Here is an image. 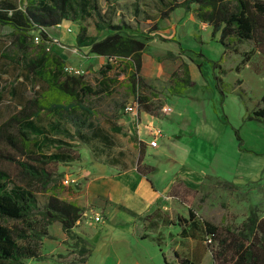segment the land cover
<instances>
[{
    "label": "trees",
    "instance_id": "1",
    "mask_svg": "<svg viewBox=\"0 0 264 264\" xmlns=\"http://www.w3.org/2000/svg\"><path fill=\"white\" fill-rule=\"evenodd\" d=\"M119 1L107 0L112 7ZM159 2L161 12L150 29V33L154 34L146 35L132 32L140 30L138 20L135 25L125 20L114 23L107 14L109 9L103 13L99 0H0V25L14 30L13 44L17 54L12 60L48 86V90L29 98L0 125V145L18 149L29 157L28 160H21L12 155L3 156L21 167L24 179L20 184L8 171L0 169V264H25L24 261L29 258L43 259L41 242L43 237L49 236V227L55 222H60L66 235L76 240L79 263L87 262L93 251L91 243L74 231L83 209L76 202L59 196V190L64 186L59 182L60 176L49 171L47 166L53 162L76 159L72 154L73 145L68 139L90 144L94 138L103 136V141L109 142V136L100 132L91 121L94 113L86 100L103 93L111 94L110 84L117 83V79L106 77L101 86L95 87L87 83L83 75L68 74L65 60L46 49L45 42L52 40L47 28L63 20L78 23L77 46L89 47L91 53L119 62L122 72L127 75L128 93L139 103L140 111L149 113H154V104L152 94H149L150 85L140 75L142 56L148 46L147 41L157 35L155 32L160 29L161 22L177 8L194 12L200 22L212 27L211 37L226 48L247 40L256 44L263 40L259 37V31L264 33V0ZM93 18L98 33L106 31L103 38L89 34L88 21ZM34 32L41 33V43H34ZM159 37L163 41L170 40ZM248 60L249 55L244 62ZM174 75L177 79L171 91L181 94L192 83L190 73L185 69L183 74L179 71ZM215 78L219 85L221 78L217 75ZM220 92L225 96L224 91ZM262 102L248 114V119L264 121V95ZM44 113L58 117L47 128L39 123ZM115 129L121 130L118 126ZM235 133L242 144L239 129H235ZM47 148L54 151L46 153ZM138 170L143 174L149 172L139 164ZM35 183L40 184V189L45 193H49L42 207L32 188ZM224 186L227 189L239 188L231 183H224ZM178 195L181 200H188L180 193ZM189 219L194 220L195 229L202 228L203 240L212 253L213 264H264V216L260 215L259 207H253L237 226L214 224L196 215L192 208L189 218L180 216L179 222L182 224ZM37 222L43 225L42 229L36 227ZM177 258L178 264H200V259L189 256L177 254Z\"/></svg>",
    "mask_w": 264,
    "mask_h": 264
},
{
    "label": "rangeland",
    "instance_id": "2",
    "mask_svg": "<svg viewBox=\"0 0 264 264\" xmlns=\"http://www.w3.org/2000/svg\"><path fill=\"white\" fill-rule=\"evenodd\" d=\"M99 3L103 13L109 9L107 14L110 15L113 22L121 17V20L135 25L138 20L141 32L146 35L150 33L151 27H153L161 12L159 0H120L119 4H114V7L109 5L107 0H99ZM196 21L194 12H189L182 7L178 8L171 14L170 19L160 24L164 26V35L172 36L174 34L176 38L167 42L160 41V38L147 41L148 46L142 56L143 66L140 75L151 74L157 76L155 81L150 80L152 87L156 82L160 89L159 91L155 89L158 96H154L155 91L153 88V91H150L154 104V114L165 118L166 113L171 110V107L167 105L169 97L163 95V91L167 90L171 83H174L177 79L175 75L171 77L163 76L161 71L171 73L183 60L188 63L193 61L197 66L200 65L202 74L208 79V82L206 84L193 83L185 91H229L224 105L225 114L231 123L239 129L243 141L246 143L247 139L248 145H253L262 151L264 149V121H251L246 119V116L263 104L264 33L259 31V37L263 39L259 44L247 40L242 43H234L231 48H226L217 39L211 37V26L206 24L203 28V25H201L197 30ZM95 22L94 18L88 21L89 32L92 34H97ZM13 33L14 30L11 27L0 25V125L18 111L29 98L43 92L47 87L42 81L30 75L12 60V57L17 54V49L13 44ZM177 41L182 42L185 51H187L182 53L183 57L181 58L175 55V53H178ZM70 43L71 45L67 44L69 47L65 51L71 55L73 62L69 63L68 66L81 70V75L84 76L87 83L99 87L106 77L116 78L117 83L110 84L113 87L111 94L103 93L98 96H91L86 100L94 113L91 121L95 123L100 132L103 131L105 135L109 136V142L103 141V136L94 138V141L90 144L68 139L67 141L73 145L72 154L76 159L67 162H53L47 166L49 171L60 176L59 182L64 188L59 190V196L66 200L73 196V193L69 191L75 186L74 184H66L64 182L66 178L76 180L78 183H76V187H79V183H83L87 177L104 172L110 169L111 166L113 173L134 167L137 164L146 166L147 164L144 165L141 160L145 159L146 154L144 155L143 150L147 153L148 141L150 140L149 137L146 138L147 140H141L144 145L139 142V139H141L139 131L132 128L131 117L124 113V108L133 100L134 96L127 91L126 80L122 75V65L115 60L110 61L106 58L101 59L90 56V52L85 49L80 52L86 56L85 62L78 61L76 57L80 56L79 49H76L74 42ZM247 55H249V60L244 62ZM103 70L108 73L104 75ZM180 73L183 74L184 71L181 69ZM216 75L221 78L219 85L215 78ZM155 87L157 88V86ZM57 119L58 117H51L44 113L39 123L47 128L52 121ZM115 124L121 126L122 131H115L112 128ZM68 127L71 128V125H68ZM155 131L159 132V135L154 137L159 139L160 135H163V130L157 128ZM155 131L153 130L150 134L153 135ZM228 133L231 137L234 135L230 128H228ZM233 138L235 140L234 136ZM53 151L52 148L45 150L46 153ZM194 153L200 156L203 155L199 149L195 150ZM4 155H12L21 160H28L29 157L23 155L18 149L5 144L0 145V169L8 171L15 181L20 184L23 183L24 178L21 167L16 162L3 157ZM205 156H209L208 152L205 153ZM151 159L155 160L152 157ZM160 163L164 164V161H156V164ZM148 167L150 170L152 169L151 165ZM40 187L38 183L32 186L33 190L36 191L38 203L42 207L47 202L49 193H45ZM199 189L200 192L197 190L195 193L194 212L214 224L237 226L255 206L259 207L260 215L264 216V177L259 181L239 186L237 189H227L224 183L209 177ZM87 220L88 217L81 219L80 223L74 228L77 234L81 235L80 233L84 232L82 227ZM10 224L12 225L13 221ZM35 225L38 229H42L43 225L40 222ZM59 230L64 233L61 223L57 222L51 226L54 239L43 237L40 247L43 259L29 258L24 263H106L105 233L102 240L94 244L95 250L88 263H79L76 240L67 236L66 240L62 239V233ZM156 257V262L161 261V264H163L162 257ZM169 257L171 260L173 259L172 253L169 254ZM2 264L9 263L4 262Z\"/></svg>",
    "mask_w": 264,
    "mask_h": 264
},
{
    "label": "crops",
    "instance_id": "3",
    "mask_svg": "<svg viewBox=\"0 0 264 264\" xmlns=\"http://www.w3.org/2000/svg\"><path fill=\"white\" fill-rule=\"evenodd\" d=\"M171 14L163 21L170 19ZM191 16L193 17L192 14ZM196 20L197 30L201 25L204 28L206 23L200 22L197 18ZM120 21L121 17L114 23ZM46 31L53 40L50 51L65 60L66 65L73 62L71 55L65 51L71 45L70 42H74L76 49H79L80 56L76 57L77 60L85 62L86 56L80 52L84 49L90 52V48L77 46L78 23L63 20L56 26L47 28ZM164 31V26L160 25V29L155 32L157 35L150 40L159 39V36L170 40L176 38L174 34L164 35ZM132 32L140 34L141 30ZM89 34L103 38L106 31L101 34L98 31L97 34L90 32ZM176 44L178 53L175 55L181 58L182 53L187 51L183 50L182 42L177 41ZM90 54L101 59L105 58L95 53L90 52ZM181 69L184 72L188 69L191 85L208 82L202 74V69L193 61L188 63L183 60L171 73L162 70L161 75L171 77ZM122 75L125 77L128 91L127 75L124 73ZM142 76L149 85L150 80L155 81L157 78L151 74ZM174 83L163 91V95L169 97L167 105L171 107L165 118L141 110L140 123L136 124L132 116L124 111L131 117L132 128H136L141 135L139 142L148 137L150 139L147 153L143 150L146 156L142 160L144 165L147 164L144 167L149 172L141 173L137 164L113 173L111 166L104 172L87 177L83 183H79V187L74 184V190L69 191L73 196L67 201L76 202L83 209L77 225L81 219L88 217L82 227L84 232L80 233V236L87 239L93 248L86 263L94 253V244L102 240L105 233L104 247L107 251L105 264H161V261L156 262V256L162 257L163 264H178L177 254L200 259V264H211L212 260L213 264L212 253L206 248L203 240L202 228L195 229L192 219L181 224L179 217L189 218L190 208L195 210V193L197 190L200 192L199 188L209 177L236 186L247 185L264 177V152H262L264 149L261 151L253 145H248L247 139L246 143L243 141L240 144L235 133L237 128L225 114L224 105L229 91H224L225 96L220 91L184 90L181 94H174L171 91ZM154 84V87L150 85L149 91L160 90L156 82ZM110 88L109 91H112L113 87ZM46 90L48 86L43 91ZM157 94L155 91L154 96H158ZM133 101L134 98L128 104ZM115 126L118 125L115 124L112 128L117 131ZM118 127L122 131V127ZM156 127L163 130V135L158 139V146L153 147L150 141L154 139ZM228 128L232 129L235 140L229 135ZM153 130L155 132L151 135ZM197 149L202 151V156L194 153ZM206 152L209 156H205ZM157 160L164 161V164H156ZM149 165L152 166L151 170ZM179 193L187 197L188 202L181 200ZM95 214L101 215L100 221L94 219ZM51 226L47 239H54ZM66 236L65 232L62 233V239L66 240ZM170 253L173 255L172 260L169 257Z\"/></svg>",
    "mask_w": 264,
    "mask_h": 264
},
{
    "label": "built area",
    "instance_id": "4",
    "mask_svg": "<svg viewBox=\"0 0 264 264\" xmlns=\"http://www.w3.org/2000/svg\"><path fill=\"white\" fill-rule=\"evenodd\" d=\"M33 40H34V43L35 44L41 43V41H42L41 33L40 32H36L34 34ZM52 43H53V40L46 41L45 42V46H46V49L47 50H50ZM65 71L68 74L76 75V76H79V75L82 74L81 73V70H79L78 68L73 67V66H68V65H66ZM124 111H125V113H128V114H130L132 116V119H133V121L136 124H139L140 123V120H141V112H140L139 103L136 100H134L132 103L126 105ZM156 135H159V132H155L154 133V136H156ZM150 145L153 146V147H157L158 146V138L154 137V139H152L150 141ZM64 182L66 184H76L77 183L76 180H74V179H68V178H66V180ZM94 219L96 221H100L101 220V215L100 214H95L94 215Z\"/></svg>",
    "mask_w": 264,
    "mask_h": 264
}]
</instances>
